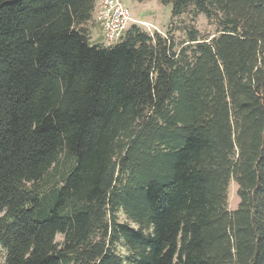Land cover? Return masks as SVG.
<instances>
[{
  "label": "trees",
  "instance_id": "16d2710c",
  "mask_svg": "<svg viewBox=\"0 0 264 264\" xmlns=\"http://www.w3.org/2000/svg\"><path fill=\"white\" fill-rule=\"evenodd\" d=\"M161 1L180 46L94 41L97 0H0L5 264H264V0Z\"/></svg>",
  "mask_w": 264,
  "mask_h": 264
},
{
  "label": "rangeland",
  "instance_id": "374dc122",
  "mask_svg": "<svg viewBox=\"0 0 264 264\" xmlns=\"http://www.w3.org/2000/svg\"><path fill=\"white\" fill-rule=\"evenodd\" d=\"M123 3L130 8L137 23L151 33L158 31L162 34H167L169 31L174 36L178 46L185 39L184 25L192 23L190 15H185L181 20L172 19V5L165 4L161 0H122ZM204 36H213L217 31V25L210 22L205 15L200 14L193 23ZM89 30L94 41L103 43L101 33L98 27L89 24ZM238 185L232 181L229 189V207L235 209L239 203L237 194ZM122 219L125 217L122 215ZM60 242L63 240L62 235L57 236ZM0 264H5V251L0 249Z\"/></svg>",
  "mask_w": 264,
  "mask_h": 264
},
{
  "label": "built area",
  "instance_id": "2783aa9c",
  "mask_svg": "<svg viewBox=\"0 0 264 264\" xmlns=\"http://www.w3.org/2000/svg\"><path fill=\"white\" fill-rule=\"evenodd\" d=\"M94 18L106 45L116 44L131 25L139 24L122 0H97Z\"/></svg>",
  "mask_w": 264,
  "mask_h": 264
},
{
  "label": "crops",
  "instance_id": "0c3cea01",
  "mask_svg": "<svg viewBox=\"0 0 264 264\" xmlns=\"http://www.w3.org/2000/svg\"><path fill=\"white\" fill-rule=\"evenodd\" d=\"M99 31H100V29H99ZM100 33H101V31H100ZM102 37V36H101Z\"/></svg>",
  "mask_w": 264,
  "mask_h": 264
}]
</instances>
